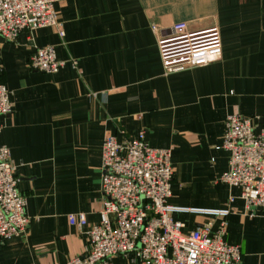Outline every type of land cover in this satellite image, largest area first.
I'll use <instances>...</instances> for the list:
<instances>
[{
	"label": "crops",
	"instance_id": "crops-1",
	"mask_svg": "<svg viewBox=\"0 0 264 264\" xmlns=\"http://www.w3.org/2000/svg\"><path fill=\"white\" fill-rule=\"evenodd\" d=\"M56 11L63 37L53 27L15 42L0 35V82L14 109L0 116V144L18 164L30 217L22 235L0 236V264H66L88 252L101 219L103 141L142 129L150 146L172 151L170 203L230 207L226 242L240 246L241 264H264V210L251 215L241 189L221 180L229 153L216 149L230 114L264 129V0H58ZM182 21L189 31L218 27L223 55L166 75L158 39ZM46 45L65 61L57 73L29 66ZM80 214L86 224H71ZM173 218L184 232L210 222L213 233L220 222L192 212Z\"/></svg>",
	"mask_w": 264,
	"mask_h": 264
},
{
	"label": "built area",
	"instance_id": "built-area-1",
	"mask_svg": "<svg viewBox=\"0 0 264 264\" xmlns=\"http://www.w3.org/2000/svg\"><path fill=\"white\" fill-rule=\"evenodd\" d=\"M58 0H0V35L15 42L21 33L53 27L65 35L56 11ZM155 30L157 25H153ZM166 75L218 61L223 55L220 29L189 31L185 21L158 39ZM30 68L54 74L65 66L53 45L38 47ZM76 68L77 61L73 60ZM1 71V67H0ZM12 92L0 82V116L13 113ZM3 125L0 123V136ZM216 149L229 153L221 180L241 189L251 210H264V129L255 130L252 118L230 114L223 142ZM18 164L7 145L0 144V236L22 235L30 217L27 198L20 192ZM172 151L148 144L146 131L119 141L107 135L102 145L101 219L89 230L91 248L66 264H241L240 246L225 240L231 208L182 207L170 203L173 183ZM175 212H192L220 219L184 232ZM71 224L83 226L84 214L70 215ZM123 259V261H117Z\"/></svg>",
	"mask_w": 264,
	"mask_h": 264
},
{
	"label": "rangeland",
	"instance_id": "rangeland-1",
	"mask_svg": "<svg viewBox=\"0 0 264 264\" xmlns=\"http://www.w3.org/2000/svg\"><path fill=\"white\" fill-rule=\"evenodd\" d=\"M117 261H123V259H118Z\"/></svg>",
	"mask_w": 264,
	"mask_h": 264
}]
</instances>
